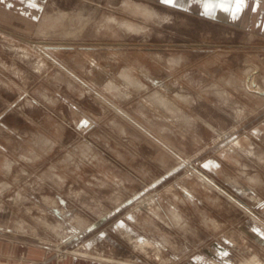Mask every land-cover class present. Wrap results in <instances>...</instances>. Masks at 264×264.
Wrapping results in <instances>:
<instances>
[{"label": "rangeland", "instance_id": "374dc122", "mask_svg": "<svg viewBox=\"0 0 264 264\" xmlns=\"http://www.w3.org/2000/svg\"><path fill=\"white\" fill-rule=\"evenodd\" d=\"M2 241L23 264L264 262V30L0 0Z\"/></svg>", "mask_w": 264, "mask_h": 264}, {"label": "crops", "instance_id": "0c3cea01", "mask_svg": "<svg viewBox=\"0 0 264 264\" xmlns=\"http://www.w3.org/2000/svg\"><path fill=\"white\" fill-rule=\"evenodd\" d=\"M158 4H162V0H153ZM175 7L178 10L185 11L188 13H192L203 18L209 20H219L228 24L232 25H243L247 27H251L258 30H264V0H245V5L242 8V11L238 18L233 19L230 13H224L221 9L217 8L214 9V14L212 16H207L204 14V7L201 4H194L190 3L189 0H175L173 5H166ZM113 21V19H112ZM127 28H131V25L128 23H122ZM24 250H21V255L23 254ZM24 255V254H23ZM8 245L6 246L5 243L2 241L0 242V264H13L11 263L9 257ZM20 256V254H18ZM14 264H23L19 261L15 262ZM54 264V263H50ZM55 264H102L97 260L92 259H85V258H75V257H68L64 260L55 263Z\"/></svg>", "mask_w": 264, "mask_h": 264}, {"label": "snow or ice", "instance_id": "6c2138e0", "mask_svg": "<svg viewBox=\"0 0 264 264\" xmlns=\"http://www.w3.org/2000/svg\"><path fill=\"white\" fill-rule=\"evenodd\" d=\"M190 3L201 4L204 7V14L212 16L214 9H221L224 13H230L233 19L239 17L245 0H189ZM165 5H173L175 0H162Z\"/></svg>", "mask_w": 264, "mask_h": 264}, {"label": "bare ground", "instance_id": "6f19581e", "mask_svg": "<svg viewBox=\"0 0 264 264\" xmlns=\"http://www.w3.org/2000/svg\"><path fill=\"white\" fill-rule=\"evenodd\" d=\"M251 83L252 82H250V86H252L251 85ZM163 98V97H162ZM165 99V98H164ZM164 101V100H163ZM212 222V221H211ZM179 224V223H178ZM214 224V223H213ZM184 230V229H183ZM143 241H144V239H142ZM141 240V241H142ZM136 241V240H135ZM135 241H133V242H135ZM141 242H139V244L138 245H136V246H138L139 248H141V249H143L144 247H145V245H147V242H142L141 244H140ZM150 244V243H149ZM150 246V245H149ZM154 247V246H153ZM148 253V252H147ZM146 254V253H145ZM75 255H76V253H75ZM81 255V254H80ZM84 255V254H83ZM153 255V254H152ZM161 255V254H160ZM79 256V255H78ZM87 256V255H86ZM84 257V256H83ZM148 257V256H147ZM107 261V260H106ZM111 262V261H110ZM110 262H108V263H110ZM122 262V261H121ZM113 263V262H112ZM225 264H227V263H225ZM230 264H236V263H230ZM238 264H264V262H261V261H259L255 256H253L252 258H250V259H245V260H243L242 262H240V263H238Z\"/></svg>", "mask_w": 264, "mask_h": 264}]
</instances>
